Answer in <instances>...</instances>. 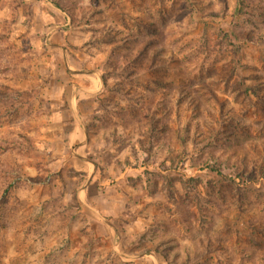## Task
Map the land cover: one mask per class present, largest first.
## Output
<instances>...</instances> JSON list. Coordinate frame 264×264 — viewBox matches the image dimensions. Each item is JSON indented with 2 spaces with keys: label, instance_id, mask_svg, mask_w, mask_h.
<instances>
[{
  "label": "rangeland",
  "instance_id": "374dc122",
  "mask_svg": "<svg viewBox=\"0 0 264 264\" xmlns=\"http://www.w3.org/2000/svg\"><path fill=\"white\" fill-rule=\"evenodd\" d=\"M0 264H264V0H0Z\"/></svg>",
  "mask_w": 264,
  "mask_h": 264
},
{
  "label": "crops",
  "instance_id": "0c3cea01",
  "mask_svg": "<svg viewBox=\"0 0 264 264\" xmlns=\"http://www.w3.org/2000/svg\"><path fill=\"white\" fill-rule=\"evenodd\" d=\"M67 80L65 82V95L61 96L64 110L69 114L81 117L85 103H92L93 98L102 89L103 81L99 73H82L78 69H71L67 64Z\"/></svg>",
  "mask_w": 264,
  "mask_h": 264
},
{
  "label": "trees",
  "instance_id": "16d2710c",
  "mask_svg": "<svg viewBox=\"0 0 264 264\" xmlns=\"http://www.w3.org/2000/svg\"><path fill=\"white\" fill-rule=\"evenodd\" d=\"M102 80H104L103 78H102ZM86 211H87V209L86 208H84Z\"/></svg>",
  "mask_w": 264,
  "mask_h": 264
}]
</instances>
